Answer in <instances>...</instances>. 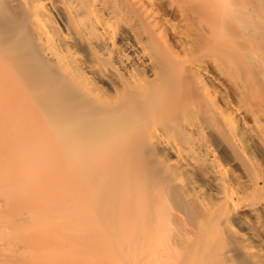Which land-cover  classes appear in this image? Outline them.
Wrapping results in <instances>:
<instances>
[{"label": "bare ground", "instance_id": "obj_1", "mask_svg": "<svg viewBox=\"0 0 264 264\" xmlns=\"http://www.w3.org/2000/svg\"><path fill=\"white\" fill-rule=\"evenodd\" d=\"M0 264H264V0H0Z\"/></svg>", "mask_w": 264, "mask_h": 264}]
</instances>
